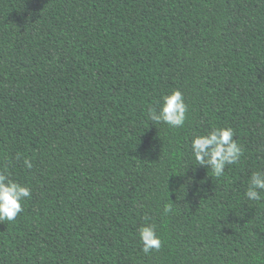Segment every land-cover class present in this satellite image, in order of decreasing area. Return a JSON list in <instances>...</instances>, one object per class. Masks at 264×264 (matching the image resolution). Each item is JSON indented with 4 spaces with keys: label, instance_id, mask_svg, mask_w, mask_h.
<instances>
[{
    "label": "trees",
    "instance_id": "1",
    "mask_svg": "<svg viewBox=\"0 0 264 264\" xmlns=\"http://www.w3.org/2000/svg\"><path fill=\"white\" fill-rule=\"evenodd\" d=\"M174 90L184 125H154ZM214 128L242 149L221 177L191 151ZM256 171L264 0H0V172L31 192L0 264H264Z\"/></svg>",
    "mask_w": 264,
    "mask_h": 264
},
{
    "label": "clouds",
    "instance_id": "2",
    "mask_svg": "<svg viewBox=\"0 0 264 264\" xmlns=\"http://www.w3.org/2000/svg\"><path fill=\"white\" fill-rule=\"evenodd\" d=\"M187 106L180 90H174L169 95L162 97L159 111L149 109L148 117L153 124L164 123L171 128L182 127L185 122ZM231 128H214L206 135H196L191 141V151L195 161L200 166H210L216 177L224 175L227 164L236 163L242 155V149L233 139ZM26 167H31V162L25 160ZM264 192V171L252 173L247 191L245 193L249 200L261 199ZM30 189L0 172V221H14L22 212V202L30 197ZM172 212V206L166 204L163 214ZM139 239L142 251L147 254L161 247V240L157 236L154 226L145 224L139 229Z\"/></svg>",
    "mask_w": 264,
    "mask_h": 264
}]
</instances>
